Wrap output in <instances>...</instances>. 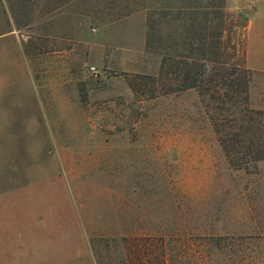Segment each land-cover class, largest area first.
Here are the masks:
<instances>
[{
    "label": "rangeland",
    "instance_id": "1",
    "mask_svg": "<svg viewBox=\"0 0 264 264\" xmlns=\"http://www.w3.org/2000/svg\"><path fill=\"white\" fill-rule=\"evenodd\" d=\"M253 9L0 0V264H264V160L232 167L214 101L158 79L186 17L246 49Z\"/></svg>",
    "mask_w": 264,
    "mask_h": 264
},
{
    "label": "trees",
    "instance_id": "2",
    "mask_svg": "<svg viewBox=\"0 0 264 264\" xmlns=\"http://www.w3.org/2000/svg\"><path fill=\"white\" fill-rule=\"evenodd\" d=\"M186 18L192 22V27L189 24L182 26L184 32L180 33V43L176 42L178 48L159 45L161 67L158 79L172 75L176 82L179 81L176 84L178 90L197 89L202 95L209 96L219 112L212 121L230 165L248 169L264 160V111L250 106L252 72L245 66L246 49H239L236 42L226 46L224 30L219 32L218 45H215L212 32L215 17L204 18L206 25L199 32L193 29L197 19ZM195 39L199 42L197 46ZM182 49L188 52L180 54ZM240 54L242 59L237 58ZM223 56H230V60L222 59ZM170 89L173 91L172 87Z\"/></svg>",
    "mask_w": 264,
    "mask_h": 264
},
{
    "label": "crops",
    "instance_id": "3",
    "mask_svg": "<svg viewBox=\"0 0 264 264\" xmlns=\"http://www.w3.org/2000/svg\"><path fill=\"white\" fill-rule=\"evenodd\" d=\"M254 9L248 21L246 38V67L253 75L249 85V101L253 109L264 111V0H251ZM16 37L12 32L1 34L0 39ZM16 39V38H15ZM19 45L18 41L16 40ZM21 49V47H20ZM22 53L23 50L21 49ZM24 67L27 68L26 56L23 53ZM29 71V70H28ZM14 76V75H13ZM0 76V92L15 87L16 77ZM22 78V77H20ZM33 81V80H32ZM34 256L41 257L33 264H37L42 257L50 256L44 252L33 251ZM60 257V255H57Z\"/></svg>",
    "mask_w": 264,
    "mask_h": 264
},
{
    "label": "built area",
    "instance_id": "4",
    "mask_svg": "<svg viewBox=\"0 0 264 264\" xmlns=\"http://www.w3.org/2000/svg\"><path fill=\"white\" fill-rule=\"evenodd\" d=\"M90 70H91L92 72H95V71H96V68H95V67H91Z\"/></svg>",
    "mask_w": 264,
    "mask_h": 264
}]
</instances>
